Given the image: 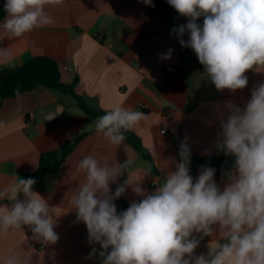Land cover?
<instances>
[{"label":"crops","instance_id":"1","mask_svg":"<svg viewBox=\"0 0 264 264\" xmlns=\"http://www.w3.org/2000/svg\"><path fill=\"white\" fill-rule=\"evenodd\" d=\"M46 11L53 22L23 37L10 39L0 28V47L12 53L16 67L37 56L54 59L62 82L70 85L78 80L75 91L94 108L108 111L121 105L143 112L146 118L131 131L141 138L155 171L143 176L149 163L127 141L116 145L98 135L96 120L76 102L67 100V95L37 88L0 101V122L5 124L0 128V189L22 174L33 173L41 154L59 150L79 134L89 133L57 173L34 179L33 191L51 208L58 241H35L27 226L24 231L0 232V264L14 253L20 254L22 264H101L98 254L87 258L94 247L97 253L101 249L88 242L86 225L77 221L70 203L84 180L78 162L88 155L101 163L129 159L130 171L141 178L142 187L151 194L156 188L151 182L162 180L167 171L175 169L171 162L180 160V146L186 143L190 149L189 174L195 180L205 166L192 170L193 159L215 154L222 131L221 115L226 118L228 114L225 105L232 102L243 108L253 89L264 83V71H247L248 84L243 89L217 90L204 75L196 54L182 47L172 32L187 19L175 9L166 17H154L151 6L143 0H63L60 5L47 6ZM198 23H203L202 17ZM184 39H188L187 33ZM170 48L171 59L162 60L160 54ZM6 68L10 67L0 64V72ZM29 114H34L32 122ZM126 178L127 174L118 177L111 190L114 192ZM214 180L222 190L228 176L215 172ZM19 198L24 199L22 195ZM142 198L128 188L114 203L119 211ZM7 204V199L0 200V211ZM194 235L199 239L194 255H206L215 248L218 226L212 237Z\"/></svg>","mask_w":264,"mask_h":264},{"label":"clouds","instance_id":"2","mask_svg":"<svg viewBox=\"0 0 264 264\" xmlns=\"http://www.w3.org/2000/svg\"><path fill=\"white\" fill-rule=\"evenodd\" d=\"M154 7L152 0H143ZM63 0H4L5 18L0 23L8 38H20L53 22L46 11ZM186 24L172 29L182 47L190 48L204 68V75L217 90L236 91L248 84L245 73L264 71V0H167ZM203 23H198L200 18ZM188 39L185 40V34ZM173 49L160 54L171 59ZM0 64L17 66L7 48L0 47ZM226 118L221 115V133L216 147L234 157L223 189L214 180L215 170L205 167L194 178L190 173V149L180 146L175 169L156 181L149 194L130 168L132 161L101 163L88 155L77 169L83 182L70 198L87 228L88 242L98 244L87 257L97 254L101 264H264V83L254 88L251 99L241 108L232 102ZM146 118L141 111L121 105L99 116L96 133L119 145L124 133ZM5 124L0 122V128ZM167 167V164H165ZM151 166L144 171L150 174ZM127 174L113 192L111 184ZM36 181L18 178L0 189V200L8 204L0 211V232L24 231L32 239L55 244L51 208L33 191ZM131 188L139 197L117 212L115 200ZM24 199H20V196ZM218 226L215 248L194 255L199 239L212 237ZM4 264H22L19 253L7 255Z\"/></svg>","mask_w":264,"mask_h":264},{"label":"trees","instance_id":"3","mask_svg":"<svg viewBox=\"0 0 264 264\" xmlns=\"http://www.w3.org/2000/svg\"><path fill=\"white\" fill-rule=\"evenodd\" d=\"M154 7L151 6V12L154 17L163 18L173 12V8L167 3V0H153ZM4 0H0V22L5 18L3 10ZM204 71V68L202 67ZM61 70L59 64L52 58L47 56H37L22 66L15 68H6L0 72V101L6 99H14L29 93L37 88H46L57 91L63 95L72 97L77 106L90 118L96 120L99 116L105 114L106 111L97 109L89 105L86 99L75 91V85L78 80L70 85L64 84L61 79ZM83 132L75 137V139L63 148L51 152L41 154L37 169L30 174H22V178H38L42 175H51L57 173L64 160L76 149L78 144L88 135ZM127 141L139 154L145 159L151 169L155 171V165L152 157L144 147L141 138L134 132L127 131L124 133ZM202 165L211 167L218 174H227L234 166V157L225 155L222 151L216 150L211 157L204 158L196 156L193 159L192 170ZM126 209H121L122 212Z\"/></svg>","mask_w":264,"mask_h":264},{"label":"built area","instance_id":"4","mask_svg":"<svg viewBox=\"0 0 264 264\" xmlns=\"http://www.w3.org/2000/svg\"><path fill=\"white\" fill-rule=\"evenodd\" d=\"M29 120H30V122H32L33 121V118H34V114H29ZM162 133L163 134H166L167 133V130L166 129H163L162 130ZM151 186L152 187H154V186H156V180H154L153 182H151Z\"/></svg>","mask_w":264,"mask_h":264},{"label":"rangeland","instance_id":"5","mask_svg":"<svg viewBox=\"0 0 264 264\" xmlns=\"http://www.w3.org/2000/svg\"><path fill=\"white\" fill-rule=\"evenodd\" d=\"M67 100H69L70 102H75L74 99L68 95H67Z\"/></svg>","mask_w":264,"mask_h":264}]
</instances>
